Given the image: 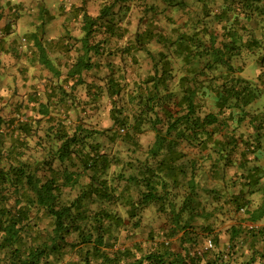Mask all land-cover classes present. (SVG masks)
<instances>
[{"label": "rangeland", "instance_id": "rangeland-1", "mask_svg": "<svg viewBox=\"0 0 264 264\" xmlns=\"http://www.w3.org/2000/svg\"><path fill=\"white\" fill-rule=\"evenodd\" d=\"M238 1L128 0L123 3L119 0H87L83 3L82 0H0V48L4 49V52L0 51V118L4 120V123L0 124V149L5 152L12 148V143L18 136V124L26 122L32 125L36 135L32 134L27 139L28 147L22 157L31 166L43 162L49 147L42 148L36 142L37 136H44L46 125L43 120L40 123L35 122L39 118L36 112L37 100L30 98L37 95L38 101L46 103V95L52 86L62 84L67 92H71V98L63 101L57 99L58 96L53 97L49 101L51 114L56 121H63L69 132L77 125L94 132L95 138H89L88 142H99L101 151H105L113 161L107 171L108 177L116 182L117 173L120 172L122 177L119 188L123 186L125 194L136 201L138 193L143 189L127 183L126 178L130 172L136 174L142 162L147 159V152L154 140V132L148 123H144L140 133H132L128 128L134 135L131 137L124 135L126 128L112 126L111 111L116 108L117 112H121L119 116L127 117L130 124L132 113L138 110L137 96L145 94L146 86H150L145 83V79L153 75L154 69L160 68L161 60L158 53L166 54L171 64V76L166 86L168 91L178 90V81L180 77L186 75L191 64H184L172 53V48H165L155 40L145 44L146 51L137 50L134 46L135 34L148 26H155V32L173 40L179 32L191 34L204 27L206 29L200 32L199 37L207 43L209 33L212 37L216 36L217 42H220L221 38L228 35V30H233L239 34L241 42H253L248 43L252 47L241 46L239 51L232 55L230 64L239 77L249 81L256 88L257 97L244 108L247 115L242 122L235 123L237 115L227 121L229 110L218 114L220 122H227L228 127L219 124L215 130L221 129L223 135L227 137L231 135L238 143V149L230 151L232 165H225L218 160V155L213 152L216 147L208 146L201 150L192 146H182L185 153L181 163L185 169L184 173L179 174L177 181L168 188L169 199L176 208L179 207L189 191L188 180L191 179L201 202L203 214L201 219L196 217L190 221V233L198 236L195 247L190 243L180 245L176 237L169 241L174 249L181 246L200 251L210 248L215 253L222 254L227 252L230 245L237 264H264V236L257 233L264 227V216L255 223L248 221V212L259 207L264 210V193L261 189L256 192V188L242 187L249 172L247 168L260 165L264 169V150L250 154V150L242 147L239 142L253 139L251 135L255 131L249 126L250 118L254 119L252 126L260 133L264 132V0H261L252 11H248V6L254 8L253 5L242 7L237 4ZM109 5L113 6L111 12L120 30L115 36L106 39L104 46L99 48L103 49L101 55L89 54L93 67L82 73L84 83L71 87L75 81L69 78L64 80V77L76 58L82 54L79 49V39L83 36L79 8L82 6L87 14L97 16L104 6ZM49 16L53 18L51 21L48 19ZM7 22L10 26L5 29L3 25ZM32 34L40 37L43 43L45 40L60 39L66 44V51L64 49L63 52L50 51L48 55L61 72L59 77L53 76L38 63ZM99 38L101 33L95 36V39ZM6 47L8 50H5ZM224 72V67L217 66L203 76H196L195 81L200 82L204 89L209 77L220 73L224 76ZM108 79L117 82L121 88L118 95L107 92ZM89 89L98 94L96 100L89 98ZM207 91L209 90H206V94L203 93L200 100H196L200 116L207 112H217L214 95ZM106 129H110L109 132L99 133ZM213 138L221 139V134L218 132ZM240 150H244L246 162H243L245 157L239 155ZM7 162L9 161L4 159L2 165H6ZM59 163L57 161L54 163L55 170L61 171V166L64 165L68 167V171L75 168L66 163H63L64 165ZM39 168L40 173H45L46 177L51 176L52 173L44 170L45 166L40 164ZM261 181L260 188H263L264 174ZM86 182L87 178L83 176L77 185H62L59 191L60 200L63 203H70ZM19 196L23 201L26 198L31 199L29 194L23 193ZM12 203L9 201L8 206ZM100 207L102 208V204ZM89 208L92 211L96 210V205H90ZM163 209L164 207L157 204H151L139 210L136 218L130 219L127 217L126 207L117 204L114 207L109 206V210L123 220L120 226L111 228L108 240L114 244L112 250L140 248L142 252H148L156 248L159 242L168 238L169 222ZM30 217L39 229L50 230L51 220L42 211L32 209ZM206 228L209 231H206ZM232 229H238L239 235L230 241ZM67 240L72 242L75 236H70ZM68 253L70 254L63 257L49 256L45 264H68L72 257L70 255L72 253L74 255L75 252Z\"/></svg>", "mask_w": 264, "mask_h": 264}, {"label": "trees", "instance_id": "trees-1", "mask_svg": "<svg viewBox=\"0 0 264 264\" xmlns=\"http://www.w3.org/2000/svg\"><path fill=\"white\" fill-rule=\"evenodd\" d=\"M86 1L82 0L83 3ZM119 1L125 3L128 0ZM259 2L261 0H239L237 4L242 7L253 5L254 8L248 6V11H252ZM112 7L104 6L97 16H90L82 6L79 8L83 34L79 39V49L82 54L76 58L64 77V80L69 78L75 81L71 87L84 83L82 73L93 67L91 56L101 55L103 49L99 48L104 46L106 39L115 36L120 30L111 12ZM48 19L51 21L53 18L49 16ZM9 26L7 22L3 28L7 29ZM154 29L155 26H148L135 34L134 46L137 50L146 51L145 44L155 40L165 48H172V53L184 64L191 65L188 66L186 75L180 77L178 90L168 91L166 86L171 76V64L166 54L158 53L160 68L154 69L153 75L145 79V83L150 86H146L145 94L137 96L138 112H131L130 124L127 117L119 116L121 112H117L116 108L111 111L112 126L126 128L124 135L131 137L134 135L132 133H140L144 123H148L154 132L147 159L142 162L136 174L130 172L126 178L127 183L143 189L138 193L136 201L125 194L123 186L119 188L122 177L120 172L117 173L116 182L108 177L107 171L113 161L105 151H101L99 142H88L89 138H95L94 132L80 125L69 132L67 125L63 121H56L51 114L49 101L53 97L58 96L57 99L63 101L71 98V92H67L62 84H56L46 95V103L38 101L37 95L30 98L37 100L36 112L39 118L35 122L40 123L43 120L46 125L44 136H37L36 143L42 148L49 147L47 156L40 164L46 167L44 170L52 173L51 176L46 177L45 173H40V164L31 166L22 157L28 147L27 139L32 134L36 135L32 125L26 122L18 124V136L12 143V148L5 152L0 149V264H45L49 256L63 257L70 254L68 252H75L70 255L72 257L68 264H237L230 245L225 254L215 253L210 248L200 251L181 246L174 249L169 241L172 237H176L180 245L190 243L195 247L198 236L190 233V221L196 217L201 219L203 209L191 179L188 180L189 191L177 208L169 199L168 188L177 181L180 173H184L185 168L181 161L185 152L182 146L201 150L208 146L216 147L213 152L218 155V160L225 165H232L230 151L237 150L238 143L231 135H223L220 128L215 129L219 124L228 127L227 122H220L219 112L229 110L227 121L237 115L235 123L242 122L247 115L244 108L257 97L256 88L249 81L239 77L230 64L232 55L239 51L241 46H251L248 43L253 42H241L239 34L233 30H228V35L221 38L220 42H217L216 36L212 37L209 33L208 42L204 43L199 37L200 32L206 29L204 27L191 34L179 32L173 40L155 32ZM97 33H101V38L95 39ZM31 36L38 63L53 76L59 77L61 72L48 55L50 51H66V44L60 39L45 40L43 43L36 34ZM0 51L4 52V49L0 48ZM217 66L224 67V76L220 73L209 77L203 91V85L195 81L196 76H203ZM106 88L107 92L114 95H118L121 90L112 79H108ZM207 89V92L214 95L217 112H207L200 116L196 100H200ZM88 91L90 99L98 98L96 91ZM235 109L237 112H234ZM253 121V118L248 121L255 131L251 135L253 139L239 140L242 147L250 150V154L264 150V132L260 133L253 127ZM3 123L4 120L0 118V124ZM218 132L221 139H214L213 136ZM243 151L240 150L239 155L245 157L243 162H246ZM4 159L9 162L3 166ZM56 161L75 168L68 171V167L63 164L61 171L55 170ZM190 163L194 166L191 161ZM247 170V179L242 187L256 188V192L261 189L264 193V187L260 188L264 169L260 165H253ZM83 176L87 178V182L82 184L79 194L70 203H63L59 198L60 187L77 185ZM23 193L31 195V199L21 200L19 195ZM9 201L13 202L10 206ZM115 204L126 207V214L130 219L136 218L139 210L151 204L164 207L163 211L166 212L169 222L168 238H164L156 248L148 252H142L140 248L112 250L114 244L108 240L111 228L123 223L122 217L109 210V206L114 207ZM90 205H96V210L92 211ZM32 209L42 211L50 218V230H41L31 221ZM263 216L264 210L259 207L248 212V221L255 223ZM205 230L209 231L207 228ZM257 233L264 236V227ZM73 235L75 240L69 242L67 239ZM238 235L239 230L232 229L230 241ZM208 243L211 247L210 239Z\"/></svg>", "mask_w": 264, "mask_h": 264}]
</instances>
